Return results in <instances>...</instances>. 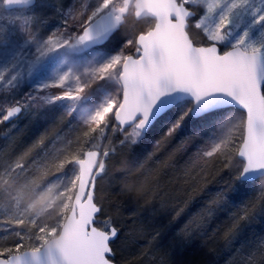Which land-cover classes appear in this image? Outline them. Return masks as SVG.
I'll return each mask as SVG.
<instances>
[{
    "label": "snow or ice",
    "instance_id": "1",
    "mask_svg": "<svg viewBox=\"0 0 264 264\" xmlns=\"http://www.w3.org/2000/svg\"><path fill=\"white\" fill-rule=\"evenodd\" d=\"M36 112L60 113L78 135L60 148L42 135L0 163V225L14 237L0 242V264H115L122 228L97 192L113 176L118 195L152 192L144 165L120 156L157 131V149H196L193 183L211 167L236 191H264V0H80L67 12L56 0H0V124ZM226 199L217 192L171 247L206 232ZM257 215L264 203L233 213L225 242ZM256 252L264 259V242Z\"/></svg>",
    "mask_w": 264,
    "mask_h": 264
},
{
    "label": "trees",
    "instance_id": "2",
    "mask_svg": "<svg viewBox=\"0 0 264 264\" xmlns=\"http://www.w3.org/2000/svg\"><path fill=\"white\" fill-rule=\"evenodd\" d=\"M71 1L73 0H56L63 9ZM58 24L59 19L56 20V25ZM59 115L60 113L23 114L8 133L1 131L0 163L14 160L28 152L42 135L49 148L52 147L50 141L60 148L63 147L62 142L69 139L75 146L78 131L68 125L69 118L61 121L58 119ZM159 134L157 131L150 136L158 137ZM176 142L174 140L172 143ZM170 145L171 143L161 145L157 149L140 143L131 149H122L120 159L134 162V166L129 164L132 171L143 164V170L151 173L154 183L148 196H129L126 189L124 195H118L120 189L125 188L122 177L113 176L111 181L106 178L100 185L97 198L103 200L106 214L116 219L122 228L120 239L113 244L115 263L247 264L248 256L256 252L264 242V219L257 215L243 239L234 240L231 244L225 242L223 232L233 213L241 212L249 204L259 208L264 203V191L260 190L259 185L247 191H236L234 184L231 188L229 186L230 173L227 169L211 167L201 179L193 183L192 176L199 173L200 169L191 170L187 156L176 154L170 149ZM39 151L33 149L29 159L38 160L40 157L36 154ZM170 154L172 158L168 159ZM161 161H167V166ZM125 170L117 166L113 173ZM128 183L131 184L132 181ZM220 191H227L228 199L209 219L206 232L197 233L193 241L177 253L171 246L180 237L182 230L190 225L193 218L199 219L197 213ZM180 209L184 211L177 216ZM6 227L12 226L0 225V242L14 239L5 230ZM218 228L220 231L217 233ZM119 249L123 252L118 253ZM255 264H264V259L258 252Z\"/></svg>",
    "mask_w": 264,
    "mask_h": 264
},
{
    "label": "rangeland",
    "instance_id": "3",
    "mask_svg": "<svg viewBox=\"0 0 264 264\" xmlns=\"http://www.w3.org/2000/svg\"><path fill=\"white\" fill-rule=\"evenodd\" d=\"M79 3H80V0H73V1H71L63 10H64V12H67L69 9H71V8H73L74 6L75 7H79ZM59 24H60V21H59ZM58 24V25H59ZM37 113H40V112H36V114ZM23 115V114H22ZM22 115H20L19 117H17V118H13L10 122H5V123H3V124H0V132L1 131H4V132H6L7 131V133L9 132V129H11V128H13V126H14V124H15V122L16 121H18V119H20L21 118V116ZM160 135H161V133L159 134V136L158 137H152V136H149L147 139H144V140H142L141 142H139L138 144H149L151 147H153V148H157L156 147V144H155V141L156 140H158L159 138H160ZM179 144H180V140H177V142L176 143H171V145H170V149L172 150V151H174V152H176V154H178V155H186L187 156V158H188V167L191 169V170H197V169H200L199 167H197L193 162H192V160L190 159V158H192V157H194V154H195V151H196V149L195 148H192L191 147V145H189L186 149H181V150H179V151H177L176 149L178 148V146H179ZM137 145V144H136ZM135 146V145H134ZM199 146V145H198ZM125 249V248H124ZM120 252H123V251H121V249H119V251H118V253H120Z\"/></svg>",
    "mask_w": 264,
    "mask_h": 264
},
{
    "label": "water",
    "instance_id": "4",
    "mask_svg": "<svg viewBox=\"0 0 264 264\" xmlns=\"http://www.w3.org/2000/svg\"><path fill=\"white\" fill-rule=\"evenodd\" d=\"M116 264V263H115Z\"/></svg>",
    "mask_w": 264,
    "mask_h": 264
}]
</instances>
